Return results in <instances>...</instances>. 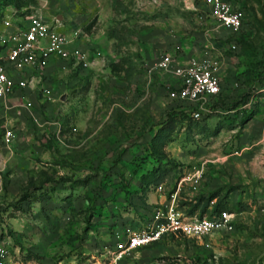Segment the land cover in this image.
I'll use <instances>...</instances> for the list:
<instances>
[{"label":"rangeland","instance_id":"1","mask_svg":"<svg viewBox=\"0 0 264 264\" xmlns=\"http://www.w3.org/2000/svg\"><path fill=\"white\" fill-rule=\"evenodd\" d=\"M231 1L244 11L238 35L202 17L198 0H0V31L38 15L84 56L44 68L52 100L30 99L45 128L15 101L0 105L5 264H111L124 229L141 222L133 211L145 217L148 200L164 199L152 180L165 179L167 195L194 169L198 191L185 186L178 205L188 213L189 197H212L234 231L203 243L167 236L119 264H264V0ZM162 53L218 61L213 114L164 125L191 104L169 98L175 75L152 68Z\"/></svg>","mask_w":264,"mask_h":264},{"label":"built area","instance_id":"2","mask_svg":"<svg viewBox=\"0 0 264 264\" xmlns=\"http://www.w3.org/2000/svg\"><path fill=\"white\" fill-rule=\"evenodd\" d=\"M205 10L201 14L220 25L232 35L241 31L244 11L234 5L231 0H198ZM9 20L3 21L0 31V105L8 108V102L15 101V106L27 110L33 122L45 128L46 122L34 117L32 93L42 95L43 99L52 100L43 79L44 68L53 58L80 60L84 58L82 51L70 45L65 35L57 31L43 17L33 15L18 24L12 31ZM77 36V32H75ZM153 69L171 71L176 77V85L168 91L171 100L188 102L192 116L201 120L211 115L213 100L220 91L219 63L213 56H192L183 61H176L172 55L162 53L154 62ZM15 100H14V99ZM185 107V106H183ZM182 108V107H181ZM264 134V117L260 123ZM15 137L14 130L5 127L3 141L11 143ZM264 139V138H263ZM264 165V150L261 155ZM201 173L198 169L182 173L175 180L169 193L165 188V179L153 185L156 193L165 195L163 202L149 203L147 216L138 221L137 225L126 227L123 238L111 253V264H119L124 253L138 251L149 245L160 242L167 236L182 234L200 243L208 241L215 234L230 233L235 229L234 215L227 210L212 212L198 216L197 212L189 214L184 207L178 205L180 194L187 186L189 191L196 193ZM264 192V184L262 187ZM189 202H195L188 198ZM215 201L211 200L209 210ZM8 229L0 222V264H5L9 256Z\"/></svg>","mask_w":264,"mask_h":264},{"label":"trees","instance_id":"3","mask_svg":"<svg viewBox=\"0 0 264 264\" xmlns=\"http://www.w3.org/2000/svg\"><path fill=\"white\" fill-rule=\"evenodd\" d=\"M220 104L218 101L215 102V106ZM177 111H173L172 113H168L167 114V119L165 120V124H168V123H171L172 121H174V118L178 115L179 117H189V119L191 120H195V121H198L196 119L193 118L192 116V112H191V107L189 106H185V107H182V108H179V109H176ZM157 176V175H155ZM180 176V175H179ZM178 176V177H179ZM146 177V176H145ZM143 177V179L145 178ZM159 177V176H158ZM158 177H155L151 183L153 184H156L158 181L160 180H157ZM177 177V178H178ZM213 198L212 197H209V198H206V199H203V198H197L196 201L191 204L189 202V204L192 205V208L188 209V213L189 214H192V213H195V212H198V215L199 216H203L204 214H211L212 212H219L221 210H227L229 211L228 209L226 208H223V207H220V203H214L213 207L211 210H209V204H210V201L212 200ZM145 203V202H143ZM134 214H137L138 216H136V218H138V220H143L144 219V216H141L139 213H138V210L137 211H133ZM146 215H147V210H146ZM138 222L134 223L133 225H137Z\"/></svg>","mask_w":264,"mask_h":264},{"label":"crops","instance_id":"4","mask_svg":"<svg viewBox=\"0 0 264 264\" xmlns=\"http://www.w3.org/2000/svg\"><path fill=\"white\" fill-rule=\"evenodd\" d=\"M163 200H164L163 198H160L159 202H163ZM148 201H149V203H153V204L156 203V201H151V200H148Z\"/></svg>","mask_w":264,"mask_h":264},{"label":"water","instance_id":"5","mask_svg":"<svg viewBox=\"0 0 264 264\" xmlns=\"http://www.w3.org/2000/svg\"><path fill=\"white\" fill-rule=\"evenodd\" d=\"M61 99H64V96H62Z\"/></svg>","mask_w":264,"mask_h":264}]
</instances>
